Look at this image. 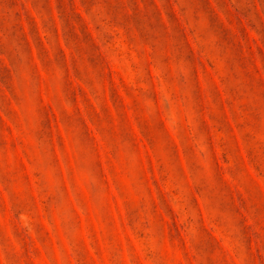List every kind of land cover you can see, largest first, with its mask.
Returning a JSON list of instances; mask_svg holds the SVG:
<instances>
[{
    "label": "rangeland",
    "instance_id": "rangeland-1",
    "mask_svg": "<svg viewBox=\"0 0 264 264\" xmlns=\"http://www.w3.org/2000/svg\"><path fill=\"white\" fill-rule=\"evenodd\" d=\"M0 264H264V0H0Z\"/></svg>",
    "mask_w": 264,
    "mask_h": 264
}]
</instances>
